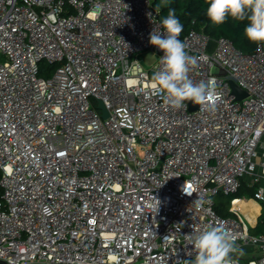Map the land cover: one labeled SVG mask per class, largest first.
Wrapping results in <instances>:
<instances>
[{
	"label": "built area",
	"instance_id": "2783aa9c",
	"mask_svg": "<svg viewBox=\"0 0 264 264\" xmlns=\"http://www.w3.org/2000/svg\"><path fill=\"white\" fill-rule=\"evenodd\" d=\"M154 1L0 0L1 261L188 264L189 236L223 223L238 264H264L240 198L232 217L214 208L243 182L264 204V46L180 35L198 59L190 78L215 77L220 96L212 112L173 109L152 88L163 52L150 33L164 32Z\"/></svg>",
	"mask_w": 264,
	"mask_h": 264
},
{
	"label": "clouds",
	"instance_id": "9594fccd",
	"mask_svg": "<svg viewBox=\"0 0 264 264\" xmlns=\"http://www.w3.org/2000/svg\"><path fill=\"white\" fill-rule=\"evenodd\" d=\"M168 3L169 0H161L156 8L167 6ZM206 3V15L212 24H224L229 17L241 22L247 20L244 28L247 39L252 43L264 44V0H206ZM161 26L164 32L153 29L150 33V44L163 52L159 59L160 67L151 76L152 88L173 109L180 110L185 107L186 101H191L210 112L215 111L220 96L218 82L215 77L199 82L190 78L189 73L198 65V59L188 54L187 43L179 39L183 25L174 8L168 9ZM182 190L187 195L192 194L184 186ZM194 203L199 205L201 201L197 198ZM159 205L160 201L155 198L152 205L155 212ZM189 238L195 249L191 264H238L233 254L244 255L243 248L236 243V238L223 223L209 226Z\"/></svg>",
	"mask_w": 264,
	"mask_h": 264
},
{
	"label": "trees",
	"instance_id": "16d2710c",
	"mask_svg": "<svg viewBox=\"0 0 264 264\" xmlns=\"http://www.w3.org/2000/svg\"><path fill=\"white\" fill-rule=\"evenodd\" d=\"M160 2L161 0H155L154 6L156 7ZM207 7L208 4L206 0H169L168 5L161 6L159 10L162 17H166L169 8H174L176 10L177 18L183 25L181 38H184L192 30L203 31L213 40L219 38L229 39L237 49L248 54L255 53L259 45L264 46V44L250 42L245 36L244 28L247 26V20L241 22L229 17L224 24L214 25L206 15ZM42 68V76L44 77H48L50 73L54 71V67L48 69L45 65H42ZM255 190V187H251L247 182H243L238 195H221L219 201L215 202L214 208L220 216L225 218L232 217L234 215L230 211L231 201L234 198H240L242 196L253 197ZM252 231L254 234L264 235V213L257 226L253 228Z\"/></svg>",
	"mask_w": 264,
	"mask_h": 264
},
{
	"label": "crops",
	"instance_id": "0c3cea01",
	"mask_svg": "<svg viewBox=\"0 0 264 264\" xmlns=\"http://www.w3.org/2000/svg\"><path fill=\"white\" fill-rule=\"evenodd\" d=\"M240 201L244 203V207L238 208L236 206L235 207L236 210H238L239 213L242 215V217L245 220H247L252 227L255 228L257 224L259 223L262 214L264 213V204L256 201L253 197H248V196L240 197ZM248 212H252V213L255 212V221H253L254 218L249 217L250 215L248 214Z\"/></svg>",
	"mask_w": 264,
	"mask_h": 264
},
{
	"label": "water",
	"instance_id": "95a60500",
	"mask_svg": "<svg viewBox=\"0 0 264 264\" xmlns=\"http://www.w3.org/2000/svg\"><path fill=\"white\" fill-rule=\"evenodd\" d=\"M162 19H163V17L161 15L160 20L162 21ZM230 86L232 89V95L235 96L238 101H241L248 96L247 92L244 91L243 89H241L234 81H230ZM98 102H99L98 108L102 111L103 118H105V119L108 118L109 112L105 108L104 103L101 100H98ZM186 103L189 105L190 111H195L200 106V105H196V104L192 103L191 101H186ZM0 264H7V263L0 260ZM188 264H191V263H188Z\"/></svg>",
	"mask_w": 264,
	"mask_h": 264
},
{
	"label": "rangeland",
	"instance_id": "374dc122",
	"mask_svg": "<svg viewBox=\"0 0 264 264\" xmlns=\"http://www.w3.org/2000/svg\"><path fill=\"white\" fill-rule=\"evenodd\" d=\"M138 58L142 61V64L146 67V68H151L156 62H157V55L154 53H141L138 55ZM222 195V194H221ZM221 195L216 196L214 198L215 202L219 201V199L221 198ZM238 208H243L244 207V203L242 201L238 202L236 205ZM248 214L250 215V218H254L253 221H255V212H248ZM246 221V220H245ZM247 222V221H246Z\"/></svg>",
	"mask_w": 264,
	"mask_h": 264
}]
</instances>
